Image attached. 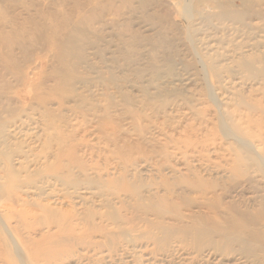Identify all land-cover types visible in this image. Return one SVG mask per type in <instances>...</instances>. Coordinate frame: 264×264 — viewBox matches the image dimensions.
<instances>
[{"label": "rangeland", "instance_id": "374dc122", "mask_svg": "<svg viewBox=\"0 0 264 264\" xmlns=\"http://www.w3.org/2000/svg\"><path fill=\"white\" fill-rule=\"evenodd\" d=\"M213 1L0 0V264H264V0Z\"/></svg>", "mask_w": 264, "mask_h": 264}, {"label": "bare ground", "instance_id": "6f19581e", "mask_svg": "<svg viewBox=\"0 0 264 264\" xmlns=\"http://www.w3.org/2000/svg\"><path fill=\"white\" fill-rule=\"evenodd\" d=\"M185 1V0H184ZM191 2L192 3H197V6H198V8H200V9H202V10H205V8L207 9L206 11L207 12H209L210 11V9H212L213 8V3H214V1L213 0H191ZM244 3L246 4V5H249L250 4V2H249V0H244ZM249 3V4H248ZM187 11V10H186ZM210 13V12H209ZM221 15H223V16H229L230 14H228V13H222ZM235 20H237L238 19V21H242V17H241V15H237V16H235V18H234ZM167 102V101H166ZM47 212H52V210H46Z\"/></svg>", "mask_w": 264, "mask_h": 264}]
</instances>
